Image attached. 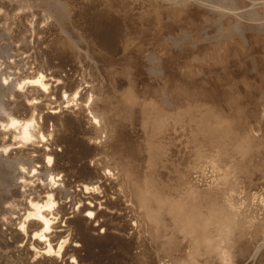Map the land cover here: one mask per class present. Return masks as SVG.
<instances>
[{"label": "bare ground", "instance_id": "1", "mask_svg": "<svg viewBox=\"0 0 264 264\" xmlns=\"http://www.w3.org/2000/svg\"><path fill=\"white\" fill-rule=\"evenodd\" d=\"M261 109L264 0H0V264H264Z\"/></svg>", "mask_w": 264, "mask_h": 264}, {"label": "rangeland", "instance_id": "2", "mask_svg": "<svg viewBox=\"0 0 264 264\" xmlns=\"http://www.w3.org/2000/svg\"><path fill=\"white\" fill-rule=\"evenodd\" d=\"M169 19H170L169 21H171V18H169ZM172 20H173V18H172ZM177 24H179V22H177ZM189 26L192 27V29H194V28L196 27V26L194 27V25H192V26L189 25ZM199 27L202 28L203 26H199ZM199 27H198V25H197L196 29H198ZM197 31H198V30H197ZM246 43H247V42H246ZM172 46H173V45H172ZM167 57H168V55H167L166 53L161 54V58H162L163 60H167ZM149 81H151V80H149ZM261 110H262V109H261ZM261 110H260V111H261ZM260 111L257 110V111H255V112H254V111H252V112H253V113H257V112H258L257 114H255V116H257V118H258V119H257V123L262 122V123L264 124V118H263V116H264V111H263V110H262V112H260ZM261 114H262V116H261ZM260 116L262 117L261 119H260ZM187 131H188L189 133H186ZM187 131H185V134H183L184 136L182 135L183 140L185 139V135H186L187 137H189V135H190V131H189V130H187ZM255 133H256L255 136H257L256 138L259 140L258 142H260L261 140H260L259 138H261L260 135L262 134V131H261V133H260V130H259V131H258V130L255 131V130H254V131H253V134H255ZM187 134H188V135H187ZM259 136H260V137H259ZM256 138H255V140L257 141ZM186 140H188V138H187ZM256 141H254V142H256ZM254 142H253V143H254ZM187 143H188V142L184 140V145H183V148H184V149H183V152L185 151V153H182V154H183V156H188V154L191 153V155H189L188 157L190 158V157L192 156L191 158H194L193 155H195V154H194V147H193V144H190V143L187 144ZM185 145H187V147H184ZM192 149H193V150H192ZM168 151H169V150H168ZM190 151H192V152H190ZM186 152H187V153H186ZM168 156H169V155H168ZM191 158L188 160V162L190 163V165L188 164V165H186V166H187V167H191L190 169H191V172H192L194 166L197 165L198 162H197V163L195 162V165H194V161H193L194 159L191 160ZM183 161H184V160L182 159V163H183ZM196 161H198V160H196ZM192 162H193V163H192ZM191 164H192L193 166H192ZM190 174L192 175L193 173H190ZM193 176H196V173H194ZM99 230L101 231L100 228H99ZM254 261H255V260H254Z\"/></svg>", "mask_w": 264, "mask_h": 264}, {"label": "snow or ice", "instance_id": "3", "mask_svg": "<svg viewBox=\"0 0 264 264\" xmlns=\"http://www.w3.org/2000/svg\"><path fill=\"white\" fill-rule=\"evenodd\" d=\"M49 159H51V158H49ZM87 215H88L89 217H93V216L95 215V213H94V212H88ZM41 238H43V237H41Z\"/></svg>", "mask_w": 264, "mask_h": 264}]
</instances>
